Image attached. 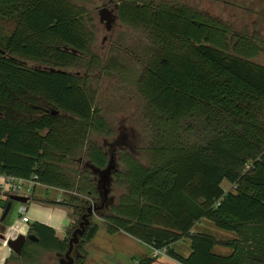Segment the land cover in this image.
<instances>
[{"label":"trees","instance_id":"16d2710c","mask_svg":"<svg viewBox=\"0 0 264 264\" xmlns=\"http://www.w3.org/2000/svg\"><path fill=\"white\" fill-rule=\"evenodd\" d=\"M75 13L62 0H0V15L24 23L0 40L21 62L0 57V176L73 192L49 203L78 219L99 199L96 176L79 160L104 169L108 155L89 139L110 129L87 84L54 71L78 60L63 47L85 50L74 40L83 30L68 21ZM195 19L188 10L146 14L154 39L137 86L149 144L143 162L118 154L117 195L102 219L108 233L124 232L178 264H264V66L253 62L256 43L231 50L222 25ZM201 220L238 236L230 255L214 254L217 241L193 233ZM98 230L91 223L84 243ZM186 239L191 251L183 258L171 246Z\"/></svg>","mask_w":264,"mask_h":264},{"label":"flooded vegetation","instance_id":"af4514ba","mask_svg":"<svg viewBox=\"0 0 264 264\" xmlns=\"http://www.w3.org/2000/svg\"><path fill=\"white\" fill-rule=\"evenodd\" d=\"M62 1L69 9L76 11L74 17L68 19V21L76 26L75 28L80 27L83 30L74 36V40L83 43L85 50L81 52L63 47V50L76 56L78 60L72 66L61 71H54L80 79L84 85L87 84V87L92 79L97 78L105 70V66H101L100 59H106L109 62L111 60L108 59H115L126 52L119 49L121 39L125 40L127 38L129 43L137 42L133 48L129 49V54L133 58L140 57L142 59V56L146 55V43L148 44L154 39L150 34H146V14L156 15L160 9H175L179 13L182 10H188L196 17V23L222 25L225 28L226 39L231 50H233L235 44L254 42L258 47L256 57L264 54V0ZM1 7L4 8L5 5L2 4ZM21 7H23V4H21ZM135 17L141 19L137 24L134 21ZM0 20L8 21L9 25L14 27L7 38H11L19 28L22 29L24 26L22 17L13 20L5 15H0ZM147 28L149 27L147 26ZM137 31L142 33L137 34ZM99 40H101V46L97 50L96 47L98 46L95 47L93 44ZM0 57L21 65L16 57L1 49ZM26 65L28 64L25 63ZM33 65L35 66L33 69H42L35 64ZM110 69H113V67ZM140 69L142 71L141 67ZM88 89L90 88L88 87ZM125 139V136L121 138L119 136L112 144H105L104 147L100 148L102 150L106 148L105 153L110 154H113L115 150H118L117 154L121 151L127 152L126 148L119 146ZM79 164L84 166L83 169H89L90 167L87 161L82 162V160H79ZM110 200L105 202L102 210L95 211V213H103L114 198L112 201ZM101 202L99 197L97 201L91 204L98 206ZM86 209L78 219L75 218L72 226L61 237H58L52 228L53 232L50 233L48 230L34 228V225L31 226L26 232L22 233L25 238L20 245L16 244L14 246V251L7 247L6 242L15 239L17 236L7 234V229L3 224L6 218L1 220V215L0 264H85L86 243H84V235L78 238L77 243L70 244V240L72 233L79 229L82 217L86 214ZM93 215L88 219L89 224L85 227V232L92 223ZM139 262L134 264H139Z\"/></svg>","mask_w":264,"mask_h":264},{"label":"rangeland","instance_id":"374dc122","mask_svg":"<svg viewBox=\"0 0 264 264\" xmlns=\"http://www.w3.org/2000/svg\"><path fill=\"white\" fill-rule=\"evenodd\" d=\"M13 26L9 25L8 21L0 20V40L6 39L13 31ZM141 34V31H137V34ZM126 35V34H125ZM128 35V34H127ZM128 37V36H127ZM3 41V40H2ZM101 40L93 45L99 49L101 46ZM137 43V42H136ZM136 43H129L127 38L121 39L119 43L120 51H126L120 54L115 59L101 60V66H105L104 72L102 71L97 78L89 84V90L93 93L95 99L94 106L100 111V116L110 129V133L107 136H99L92 134L89 141L96 143L99 147H104L105 144H112L116 139L125 136L126 139L121 143L122 148L139 161L143 162L145 159V148L149 144V130L146 119L144 118V101L139 93L137 81L141 74L140 64L142 59L140 57L133 58L129 54V49L133 48ZM93 46V47H94ZM148 44L146 43V47ZM95 48V49H96ZM253 62L264 66V54L259 55L253 59ZM30 68L35 67L33 64L27 65ZM113 67V69H110ZM120 130V131H119ZM106 152V148H104ZM118 150H115L113 154L106 153L109 159H113L117 169L121 166L118 161ZM82 162H86L85 157H81ZM81 170L83 165L78 166ZM224 190H229L230 186L227 183L222 184ZM9 184L5 181H0V190L7 191ZM33 196L41 197L44 199H55L56 194L52 190H46L41 187H37L33 191ZM31 193L28 194V196ZM117 193L113 191L111 186L110 196L116 198ZM30 198V197H28ZM63 199L64 196H61ZM2 197L0 196V202ZM21 204L13 203L10 208L5 221L4 226L7 229L9 236H18L26 232L31 226L36 223H45L54 220L56 217H50V213L38 212L37 207L32 203L23 204L25 212L19 213ZM92 204H88L90 207ZM2 210L0 209V217ZM104 213H95L92 217V223H97L100 227L93 240L86 244V262L85 264H105L102 258L108 261L106 264H117L120 260L123 263H134L142 261L151 252L146 245L137 240L136 238L125 234L124 232H115L110 234L105 228V222L102 219ZM25 217L28 223H23L22 218ZM70 231V230H69ZM193 233L207 234L213 237L217 241V245L213 249V253L216 255L228 256L231 252V246L234 241L238 240V236L232 232L221 230L215 227V225L207 220H203L196 224L193 229ZM189 240H183L178 242L177 245H173L175 253L180 257H185L188 252L191 251ZM231 244V246H230ZM97 247V248H96ZM99 248V249H98ZM5 252V251H4ZM158 261L153 264H176L171 259L160 256ZM159 261L161 263H159Z\"/></svg>","mask_w":264,"mask_h":264},{"label":"water","instance_id":"95a60500","mask_svg":"<svg viewBox=\"0 0 264 264\" xmlns=\"http://www.w3.org/2000/svg\"><path fill=\"white\" fill-rule=\"evenodd\" d=\"M89 169L93 172V174L96 176L97 180V191L99 194V197L101 199V204L98 206H90L86 209V214L82 217V223L79 225V229H77L75 232L72 233V238L70 240V244L77 243L78 238L83 236L85 233V227L89 224V218L95 213V211L102 210L104 208V204L106 201L110 200L112 201L113 198L109 197L111 192V186L113 182V174L118 171L117 166L113 159H109L106 167L102 170H98L96 168H93L92 166L89 167ZM2 197L0 202V209L3 211L1 220H4L6 216L8 215L11 206L13 203L18 204H26L28 201H30V198L24 197V196H16V195H10V194H1ZM25 236L23 234L18 235L15 239L7 240L6 245L7 247L14 251V246L16 244H21L22 240H24Z\"/></svg>","mask_w":264,"mask_h":264},{"label":"crops","instance_id":"0c3cea01","mask_svg":"<svg viewBox=\"0 0 264 264\" xmlns=\"http://www.w3.org/2000/svg\"><path fill=\"white\" fill-rule=\"evenodd\" d=\"M0 181H4L2 176H0ZM37 187H41V188H44L46 190H52L56 194L55 199L51 200V199H44L41 197L33 196V193H34L33 191ZM1 194H4V193L0 190V195ZM26 197H30V201H28V203H32L35 207H37L38 212H40V213H42V212L46 213L47 212V213H50V215H49L50 217H53V216L56 217L54 220H52L53 218H51L50 221L45 222L42 225L52 228L56 232V235L58 237H61L63 235V233L66 232V230H68L72 226V224L74 223L75 218L73 217L72 212L69 209H65V208H62L60 206L52 205L49 203V202H53V201L56 203V202H60L62 200L61 195H60V191L58 189L49 188V187H45L42 185H35L34 188L32 189V193ZM201 221H203V220H201ZM201 221H199V222H201ZM36 224H41V223H36ZM99 229H100V227H99ZM182 241H180V242H182ZM177 244H178V242L173 244V245H177ZM173 245L171 246L172 249H173ZM146 248H148L151 251V249L149 247L146 246ZM231 253H232V251L229 252L228 255H230ZM189 254H190V252H188L185 257H187ZM151 255H152V252H150L149 255L146 256V258L151 257ZM220 256H224V255H220ZM102 260L103 261H101V262H104L105 264L108 262L104 258H102ZM171 261H173V260L171 259ZM173 262L176 263L175 261H173ZM134 263H136V262H134ZM134 263H130V264H134ZM159 263H161V262L159 261ZM117 264H127V263H123L122 261L119 260L117 262ZM161 264H165V262L161 263ZM176 264H178V263H176Z\"/></svg>","mask_w":264,"mask_h":264},{"label":"built area","instance_id":"2783aa9c","mask_svg":"<svg viewBox=\"0 0 264 264\" xmlns=\"http://www.w3.org/2000/svg\"><path fill=\"white\" fill-rule=\"evenodd\" d=\"M4 181L9 184V189L7 191H2L3 193L10 194V195H16V196H28L29 193H32V189L36 185L34 181H23L12 177H6L2 176ZM59 190V189H58ZM61 196H65L66 194H73V192H67L64 190H59ZM58 201V200H57ZM25 205V204H24ZM24 205L21 204L19 208V213L23 214L25 212ZM23 223H28L27 218H22ZM152 258L158 259L160 256L167 257L165 252L163 250H151Z\"/></svg>","mask_w":264,"mask_h":264}]
</instances>
